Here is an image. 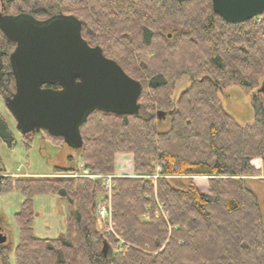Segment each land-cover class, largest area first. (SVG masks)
I'll list each match as a JSON object with an SVG mask.
<instances>
[{
	"label": "trees",
	"instance_id": "16d2710c",
	"mask_svg": "<svg viewBox=\"0 0 264 264\" xmlns=\"http://www.w3.org/2000/svg\"><path fill=\"white\" fill-rule=\"evenodd\" d=\"M8 8L38 20L77 18L88 44L100 47L142 85L139 115L96 111L80 128L79 163L86 171L113 175L115 157L126 154L133 157L137 175L154 176L159 169L161 176L189 179L176 187L158 179L156 189L147 179H116L108 232L93 214L97 197L105 193L100 181L0 177V194L17 191L24 197L14 216L19 231L15 264H264L257 198L236 179L260 172L254 162L264 155V100L253 99L254 124L241 127L217 97L230 85L252 90L263 77L264 14L228 24L214 12L212 0H11ZM13 50L0 32L3 100L15 93ZM183 77L190 78V86L174 102L175 82ZM165 118L169 129L160 132ZM45 134L46 142L64 145ZM0 141L15 146L1 116ZM74 170L55 168L54 175ZM0 174H5L1 158ZM194 177L210 178L209 194L200 193ZM206 182L196 179L200 188ZM37 196L66 201L65 234L35 236ZM159 205L162 216L156 215ZM10 254L0 245L1 264H8Z\"/></svg>",
	"mask_w": 264,
	"mask_h": 264
},
{
	"label": "water",
	"instance_id": "95a60500",
	"mask_svg": "<svg viewBox=\"0 0 264 264\" xmlns=\"http://www.w3.org/2000/svg\"><path fill=\"white\" fill-rule=\"evenodd\" d=\"M212 7L232 25L264 14V0H212ZM82 28L72 16L38 20L31 14H0V32L16 46L9 58L15 93L4 101L18 130L26 136L45 132L75 151L83 148L80 128L94 112L139 115L142 94L141 83L100 47L90 46ZM257 94L264 100V82ZM3 240L0 229V244Z\"/></svg>",
	"mask_w": 264,
	"mask_h": 264
},
{
	"label": "rangeland",
	"instance_id": "374dc122",
	"mask_svg": "<svg viewBox=\"0 0 264 264\" xmlns=\"http://www.w3.org/2000/svg\"><path fill=\"white\" fill-rule=\"evenodd\" d=\"M11 0H0V14L17 15L16 12L9 10L8 4ZM134 1V0H132ZM96 47L95 45H91ZM264 82V75L259 80L257 86L252 90H247L237 85L226 86L218 91L217 97L224 109V111L231 116L236 123L241 127L252 126L254 124V110L252 107L253 99H262L261 95L257 94L258 89ZM190 86V78L183 77L175 82L172 101H176L179 95L187 90ZM0 116L7 123L15 140V146L9 148L4 142L0 141V158L3 163L5 174H0V177H10L14 180L20 178H40L53 176L55 168H71L85 170L79 163L78 151L72 150L67 145L57 147L45 141L46 134L44 132L34 135H28V140H25L17 128V122L13 115L5 105V101L0 97ZM162 123L158 125L160 132H166L169 129V119H162ZM32 139V142H29ZM121 156L119 161L122 166L121 170L115 171L113 175L95 173L102 176H115L116 179H147L152 182L156 189L157 180L167 178L169 183L174 187L179 183L187 185L189 179L186 177H164L159 173L154 176H140L134 171L133 157L131 155H117ZM116 156V157H117ZM115 157V159H116ZM73 159V162L70 161ZM256 169H259L258 174L243 175L236 179L243 180L245 188L252 191L257 198V203L262 217V224L264 228V155L263 159H257L254 162ZM63 175H68L63 174ZM56 175L57 178H61ZM197 178L206 179V188H200L196 185ZM68 179V178H61ZM231 177H219L217 180H229ZM113 180V182L115 181ZM209 177H194L192 182L195 187L203 194H209L210 189ZM93 181V180H92ZM102 183V182H101ZM115 184V183H114ZM107 193L100 195L96 199V208L93 214L99 224H102L106 231H112V221L102 220L98 216L99 207L106 203L113 209L112 195L107 200ZM24 197L17 191L0 194V229L6 235V241L0 245H6L11 249V254L8 257V264H15L14 251L19 242V231L14 221V216L21 210ZM150 208V207H149ZM156 215H164L162 206H158ZM34 234L40 239H56L66 232V201L59 196H37L34 199ZM149 217L143 218V221H148ZM1 264V263H0Z\"/></svg>",
	"mask_w": 264,
	"mask_h": 264
},
{
	"label": "built area",
	"instance_id": "2783aa9c",
	"mask_svg": "<svg viewBox=\"0 0 264 264\" xmlns=\"http://www.w3.org/2000/svg\"><path fill=\"white\" fill-rule=\"evenodd\" d=\"M61 178H72V179H77V178H87L93 181H100L102 182L101 185L104 189V191L107 193V200L110 199L109 197L112 195L113 189H114V182L115 176H102L98 175L95 173H90L86 170L82 169H77L74 170L73 172L68 173V175H62L59 176ZM111 207L109 204L101 205L98 210V216L102 220H108L111 222Z\"/></svg>",
	"mask_w": 264,
	"mask_h": 264
},
{
	"label": "crops",
	"instance_id": "0c3cea01",
	"mask_svg": "<svg viewBox=\"0 0 264 264\" xmlns=\"http://www.w3.org/2000/svg\"><path fill=\"white\" fill-rule=\"evenodd\" d=\"M119 158H121V156H117L115 159V171H118V170L120 171L122 168V166H119L121 164V162L119 161ZM49 177H56V176L53 174V176H49ZM66 221H67V214H66ZM66 230H67V225H66Z\"/></svg>",
	"mask_w": 264,
	"mask_h": 264
},
{
	"label": "flooded vegetation",
	"instance_id": "af4514ba",
	"mask_svg": "<svg viewBox=\"0 0 264 264\" xmlns=\"http://www.w3.org/2000/svg\"><path fill=\"white\" fill-rule=\"evenodd\" d=\"M3 15H7V14H3ZM17 15H18V14H17ZM15 47H16V46L14 45V50H15ZM14 50L12 51V53L14 52ZM12 53H11V54H12ZM11 54H10V55H11ZM9 57H10V56H9ZM56 89H59V87H57Z\"/></svg>",
	"mask_w": 264,
	"mask_h": 264
}]
</instances>
